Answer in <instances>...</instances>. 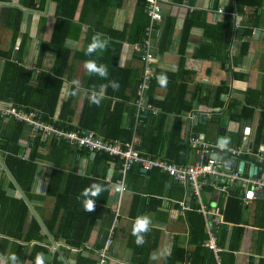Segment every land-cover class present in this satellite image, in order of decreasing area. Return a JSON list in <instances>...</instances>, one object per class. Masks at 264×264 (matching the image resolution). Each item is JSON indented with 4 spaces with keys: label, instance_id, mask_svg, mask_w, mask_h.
<instances>
[{
    "label": "crops",
    "instance_id": "1",
    "mask_svg": "<svg viewBox=\"0 0 264 264\" xmlns=\"http://www.w3.org/2000/svg\"><path fill=\"white\" fill-rule=\"evenodd\" d=\"M20 1L0 0V80L6 67L17 73L23 68L30 73L29 82L37 92L42 88L37 84L49 83V77L50 97L56 95L57 101L47 121L55 125L62 102L69 100L71 111L65 118L72 128L66 129L93 131L121 144L132 143L142 157L179 165L200 161L196 148L185 141L189 133L212 147H221L218 153H226L228 148L240 150L234 166L223 168L236 169L247 177H264L258 174L259 170L264 174V162L257 159L264 158V0H244L250 2L240 6L236 0H164L161 3L162 18L155 22L152 34L154 60L149 88L154 79L153 100L162 101L170 95L173 105L179 106L166 113L164 124L150 122L151 117L143 122L140 119L141 114L150 113L155 121L163 113L156 103L149 101L157 107L156 113L151 110L138 113L135 105L142 67L135 45L141 43L137 38L141 36L138 32L144 22L147 21L143 38L149 25L146 0H35L32 9H23L18 32H14L8 25L9 15ZM185 29L188 32L183 39ZM96 32L109 38V46L102 55L86 56L85 49ZM88 59L105 64L108 78L89 76L83 67ZM116 70L117 79L124 76L125 80L128 76L133 87L135 82V93L129 99L121 98L120 88L113 90L110 85L108 89L106 80L113 79ZM122 70L126 73H120ZM162 74L168 77L166 87L157 81ZM73 80H79V90L75 89ZM101 87L105 99L100 106L90 104L88 94L93 88L99 91ZM174 89L172 94L170 91ZM71 92L76 94L70 95ZM41 111L44 115L45 111ZM81 118L92 129H80ZM175 118L180 119L178 146L187 150L185 162L164 156L166 151L170 153L168 148L181 154L175 143L170 144ZM9 120L21 122L27 128L19 140L24 158L29 155L30 140L35 135L45 141L35 159L30 186L35 196L31 200L25 197L0 154V183L5 184L6 194L24 197L29 206L24 230L36 218L46 235L45 262L50 264L56 253L55 259L76 264L77 252L81 250L70 247L63 238L55 239L46 227L45 223L52 221L58 199L63 197L67 209L60 208L52 230L57 232L61 225L72 226L70 217L66 216L69 212L75 213L76 228L89 223L91 227L81 252L94 264L96 250L104 245L113 223V243L106 264H264V192L253 194L239 181L228 183L215 177L211 180L228 184V193L214 187L209 180L196 194L189 184L174 180L160 168L145 171L135 162L125 174L123 182L127 190L115 194L111 182L120 175L116 156L92 152L65 139L34 132L24 122L4 116H0V133ZM253 166L257 167L256 171H250ZM107 177L112 180L108 181ZM10 181L13 185H9ZM92 183H100L107 190L96 198L95 210L87 212L81 192ZM49 185H52L51 193H48ZM245 196L250 197L246 200ZM234 198L241 201L240 210ZM216 205L223 209L216 232L220 248L217 256L205 245L208 224L216 215L200 210L201 207L210 210ZM115 206L119 212L117 217L112 209ZM102 207L108 211L104 218ZM142 214L150 215L153 223L145 234L146 243L137 246L131 229L135 218ZM235 227L241 229L240 238L231 248ZM14 242L28 246L26 257L19 264H32L28 256L33 242ZM10 245L0 253V264H11ZM166 246L171 248V256L157 261L149 259L151 252Z\"/></svg>",
    "mask_w": 264,
    "mask_h": 264
},
{
    "label": "trees",
    "instance_id": "2",
    "mask_svg": "<svg viewBox=\"0 0 264 264\" xmlns=\"http://www.w3.org/2000/svg\"><path fill=\"white\" fill-rule=\"evenodd\" d=\"M145 2V1H144ZM238 5L247 4L244 0H236ZM241 3V4H240ZM35 0H21L20 5L13 6L11 8V12L9 15V21L8 25L13 29L14 32H18L22 11L24 8L32 9L34 7ZM144 6L145 3H144ZM232 9V8H231ZM147 21L144 22L142 25L140 31L138 34H141L137 40L141 42L142 40V33L143 29L146 25ZM142 30V32H141ZM188 32V29H185L183 39L186 37V34ZM21 72L17 73L13 68L6 67L5 71L3 73V77L0 80V100H4L7 102H12L16 106H23L26 109H31L34 106L37 108H40L44 112V118L48 120L50 115L53 113V109L55 108L56 103V95L50 97V78L48 77L47 81L49 83L45 82H39L37 85H41L42 88L38 89L37 92L34 91L32 85L29 82V76L30 74L28 70H25L23 68H20ZM117 69V67H116ZM125 71L122 70L120 73H124ZM115 76L113 79L109 80H116L119 82V88L122 90L120 96L122 99H129L133 96V93H135V82L134 87L132 85V80L129 79L128 76H125L126 79L118 78V70L113 72ZM129 75V74H128ZM108 80H106V84L108 85V89L110 88V83ZM154 79L151 81V85L149 88V94L148 98L149 101H152L156 103L160 109H162L163 113L160 112V115L153 120V116L149 114H141L140 119L143 121H146L147 117L149 118L150 122H163L165 123V119L167 117L168 112H171L173 110H177L179 108L178 104L174 106L172 103V100L169 97L165 98L162 101L153 100L152 95V89L154 87ZM59 85V81L57 84V87ZM46 86V88H45ZM45 88V89H44ZM130 88V92H126L127 89ZM172 94H174L175 89L170 91ZM119 94V93H118ZM132 95V96H131ZM71 108H70V102L69 100L63 101L61 106V113L59 114L58 119L54 122L56 126L62 127L64 129L66 128H72L69 122H67V118H65L67 115L70 114ZM4 130L0 133V154L3 156L5 160V164L13 176L16 183L21 187L23 190L25 197L28 200H31L35 195L31 194L30 192V186L32 179L34 177L35 169H36V161L40 155L38 152V148L41 145L45 144V141L41 139L40 135H35L33 139L30 140V152L27 158H24L22 154L24 153V148L20 145L19 140L21 136L26 131V126L21 122H15L12 120H9L6 125L4 126ZM92 125L90 123L86 122V119L81 118L79 128L82 130L92 129ZM179 132H180V119L175 118V122L173 124V127L170 131V144L171 145H177L179 150L181 151V154L178 152H174L172 149L168 148L170 153L166 151L165 157H168L170 159H173L177 162H185L187 159V150L184 146H178L179 143ZM55 143V142H52ZM172 148V147H171ZM98 154V153H96ZM100 154V153H99ZM97 156V155H96ZM56 172V170H55ZM9 185H13V183L10 181ZM52 192V185H49L48 193ZM59 203L56 204L53 214H52V221L47 222L46 227L50 233H52L53 237L55 239L63 238L65 240V243L71 247H78L81 250L77 252L76 257V264H94L95 262L91 259H87L85 255L81 252L83 243L87 240L88 237V230L90 229V224L85 223L86 227H75L76 224L73 222V218L75 217V213L69 212L66 213V216L68 215L70 217L69 224L72 223V226H64L61 225L58 229V231L54 232L52 229L54 228L53 224L54 218H56V215L61 207L66 208V202L64 203V198L61 197L58 199ZM234 201L236 203V207L242 208V203L239 199L234 198ZM229 206V205H228ZM229 209L232 208L231 206L228 207ZM29 210V206L27 201L24 197H13L6 194L5 184L0 183V253H3V251L10 245L9 247V256L13 253H15L17 256H19V261H23L26 257V253L28 251V246L23 245L18 242L14 241H22L23 243H31L33 242V245L30 249V253L28 258L31 260L32 264H35L36 257L40 253H45L47 248L44 246V242L46 240V235L41 232V224L36 218H32L29 224V227L27 230H24V223L27 216V212ZM103 214L102 217L104 218L107 215V209L105 207L101 208ZM228 213L230 211L227 210ZM231 217V216H230ZM231 219H234L231 217ZM234 220H237L235 218ZM78 225V223H77ZM76 228V229H75ZM237 229V231H235ZM238 231H241L240 228H233L232 231V241H231V248H234L236 244L239 241L240 233ZM234 238V240H233ZM10 239L12 242H10ZM235 241V242H234ZM57 257V254L55 253L54 258L50 264H65L64 261L55 259ZM45 264H49L45 262Z\"/></svg>",
    "mask_w": 264,
    "mask_h": 264
},
{
    "label": "built area",
    "instance_id": "3",
    "mask_svg": "<svg viewBox=\"0 0 264 264\" xmlns=\"http://www.w3.org/2000/svg\"><path fill=\"white\" fill-rule=\"evenodd\" d=\"M164 0H146V13L149 18V25L146 28V36L141 43L135 45L136 50L140 53L142 61L140 81L137 86V97L135 105L138 113L151 110L153 113L157 112V107L148 100L147 90L149 82L153 77V60L154 53L152 50V34L155 27V22L162 18L161 3ZM0 116L12 118L24 122L32 131L39 132L46 136H54L56 138L65 139L71 143L84 146L92 152H107L114 155L119 161V177H116L112 184L113 192L120 194L115 188L120 182L124 181L126 172L131 168L133 163H139L143 170L147 171L152 168H160L168 173L174 180L180 183L189 184L192 191L199 193L200 186L206 181L218 189L228 193V184H219L217 181H212V178L220 177L223 181L228 183L239 181L242 185H246V191L250 193L264 192V177L260 176H244L236 169L227 170L223 168L227 165L225 162L219 161L215 154L221 147H212L208 143L199 141L195 135L187 134L185 141L187 144L199 153L200 161L194 164L179 165L173 162L166 161L160 158L142 157L135 151L132 143L121 144L115 140L102 138L93 131H83L59 128L44 118V115L39 109H26L14 104L0 102ZM240 150L234 148L226 149V154L231 157L238 156ZM258 162H264V158L258 156ZM235 163H231L233 167ZM108 181L112 180L107 177ZM250 196H245V199ZM117 200V199H116ZM247 200V199H246ZM115 216L119 215L117 206L112 207ZM200 210L206 214L211 213L213 216L212 222L208 224V238L205 245L217 256L220 248L217 245V228L222 222V207L220 205L214 206L210 210L201 207ZM116 217L114 222H116ZM114 223L109 228L108 236L106 237L104 245L96 250V264H106L110 257V249L113 243Z\"/></svg>",
    "mask_w": 264,
    "mask_h": 264
},
{
    "label": "clouds",
    "instance_id": "4",
    "mask_svg": "<svg viewBox=\"0 0 264 264\" xmlns=\"http://www.w3.org/2000/svg\"><path fill=\"white\" fill-rule=\"evenodd\" d=\"M108 46L109 38L101 32H96L93 34L90 43L85 49V55L89 57L93 56V54L102 55L107 50ZM83 67L89 76H98L102 79H107L109 76L108 67L103 63H98L96 59L85 60ZM157 81L161 87H166L168 84V77L162 74L157 78ZM109 83L113 90L119 89L118 81L112 80L109 81ZM72 84L75 86L76 90H79V80H73ZM75 94V92L70 93V95ZM104 99L105 96L103 87H101L99 91L93 88V90L88 94L89 103L92 105L100 106ZM115 188L121 193L127 190V186L123 181L116 185ZM106 190L107 189L104 185L100 183H92L90 186L85 187L81 192V196L84 198L82 201L84 211H94L96 198L100 197L101 193ZM152 223V218L148 214H142L135 218L131 229V235L135 237L134 242L137 246H143L146 243L145 234L151 230ZM171 254V248L166 246L162 249L151 252L149 259L157 261L162 257H169ZM8 260L11 261V264H19V257L15 253L11 254L8 257ZM35 264H45V257L43 253L37 255Z\"/></svg>",
    "mask_w": 264,
    "mask_h": 264
},
{
    "label": "water",
    "instance_id": "5",
    "mask_svg": "<svg viewBox=\"0 0 264 264\" xmlns=\"http://www.w3.org/2000/svg\"><path fill=\"white\" fill-rule=\"evenodd\" d=\"M17 41L19 42V39H17ZM215 157L219 161L225 162L227 164V165H225V167H227V166L230 167L231 166V163H233L234 162V159H235V157L228 156L224 152L216 153L215 154ZM242 166H243V161L239 163V169H241ZM252 170L256 171L257 170V167L256 166H253L250 171H252ZM258 174L264 176V174H261V170H259Z\"/></svg>",
    "mask_w": 264,
    "mask_h": 264
}]
</instances>
